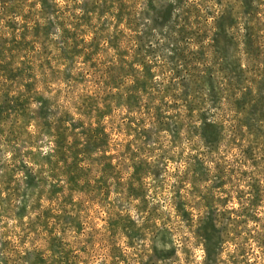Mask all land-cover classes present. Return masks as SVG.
<instances>
[{
  "label": "rangeland",
  "instance_id": "1",
  "mask_svg": "<svg viewBox=\"0 0 264 264\" xmlns=\"http://www.w3.org/2000/svg\"><path fill=\"white\" fill-rule=\"evenodd\" d=\"M0 264H264V0H0Z\"/></svg>",
  "mask_w": 264,
  "mask_h": 264
}]
</instances>
